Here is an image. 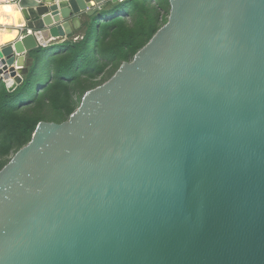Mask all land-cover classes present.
Instances as JSON below:
<instances>
[{"label": "water", "instance_id": "obj_1", "mask_svg": "<svg viewBox=\"0 0 264 264\" xmlns=\"http://www.w3.org/2000/svg\"><path fill=\"white\" fill-rule=\"evenodd\" d=\"M107 1L0 0L24 19L0 81ZM168 4L0 168V264H264V0Z\"/></svg>", "mask_w": 264, "mask_h": 264}, {"label": "trees", "instance_id": "obj_2", "mask_svg": "<svg viewBox=\"0 0 264 264\" xmlns=\"http://www.w3.org/2000/svg\"><path fill=\"white\" fill-rule=\"evenodd\" d=\"M166 3L168 0H108L104 8L85 17L80 39L52 42L30 52L31 64L13 91L0 81V168L10 152L29 141L43 119L42 108L60 116L70 112L73 94L88 90L108 63L117 69L130 60L161 27V9ZM30 92L34 94L26 101L17 99Z\"/></svg>", "mask_w": 264, "mask_h": 264}, {"label": "rangeland", "instance_id": "obj_3", "mask_svg": "<svg viewBox=\"0 0 264 264\" xmlns=\"http://www.w3.org/2000/svg\"><path fill=\"white\" fill-rule=\"evenodd\" d=\"M165 6L161 9V23L160 26H162L166 20H167V16H168V12H169V4L166 3L164 4ZM81 38V34L79 32V30H77L75 33L72 32L70 35H68V40H77V39ZM132 58V57H131ZM130 58V59H131ZM29 65V64H28ZM28 65H26L25 67H23L22 72L20 73L22 76L25 75V73L27 72L26 68H28ZM44 65V62H43ZM41 69H39V74H41L42 72V67L40 66ZM116 70V68L111 64L108 63L103 72L101 74H99L94 80H92L89 89L93 88L101 83H103L104 81H106ZM42 81V79H40V82ZM87 89H83V90H79L77 91L75 94H73V101H72V109L70 112H65L63 115H56L54 113H52V111L50 110H46L45 108L41 109L40 114L43 116L42 120H46V121H62L68 118V116L70 115V113H72L78 106L80 99L83 95V93L86 91ZM34 94V92H30V94H26L25 97H23V95H21L20 97H18L17 99H19V101L24 100L26 101L28 99V97H30V95ZM27 98V99H26ZM24 101L20 102V103H24ZM32 107L31 105L28 107L30 108ZM13 155V152H10V154L8 156H6L7 159H10V157Z\"/></svg>", "mask_w": 264, "mask_h": 264}, {"label": "bare ground", "instance_id": "obj_4", "mask_svg": "<svg viewBox=\"0 0 264 264\" xmlns=\"http://www.w3.org/2000/svg\"><path fill=\"white\" fill-rule=\"evenodd\" d=\"M0 11H2L4 14H6V17L1 18L0 22L7 21L10 24H18L21 22V12H19V9L15 5H9V6H2L0 5ZM17 29V28H16ZM17 32V31H16ZM16 33L14 31H10L9 29L0 28V41L1 43L9 42L14 40L16 37ZM24 61V60H23ZM23 61L21 60L17 66V70L19 73L22 72V65ZM9 85L12 84L11 82L8 83Z\"/></svg>", "mask_w": 264, "mask_h": 264}, {"label": "crops", "instance_id": "obj_5", "mask_svg": "<svg viewBox=\"0 0 264 264\" xmlns=\"http://www.w3.org/2000/svg\"><path fill=\"white\" fill-rule=\"evenodd\" d=\"M94 3V2H93ZM1 5V4H0ZM2 6H4V5H2ZM16 6V5H15ZM17 7V6H16ZM18 8V7H17ZM19 9V8H18ZM19 12H21L20 10H19ZM21 14V22H19L17 25L16 24H10V23H8L6 20L5 21H2V22H0V28H5V29H9L10 31H14L16 34V37H17V35H18V29H20V27H23V25H24V19H23V14H22V12L20 13ZM87 15L86 14H82V16L80 17V24H79V26L78 27H76V26H73L74 28V33L77 31V30H79L80 29V27H81V23L83 22V20L85 19V17H86ZM0 17L1 18H4V17H6V14H4L2 11H0ZM17 28V29H16ZM17 31V32H16ZM15 37V38H16ZM14 38V39H15ZM67 38H68V36H66V37H64V38H59V39H56V40H54V41H51V43L52 42H60V41H63V40H67ZM10 42V41H9ZM9 42H5V43H1V41H0V46L1 45H5V44H7V43H9ZM46 44H49V42L48 43H46ZM30 65L31 64V59H30V57L29 56H25V59H24V61H23V65H22V69H23V67H25L26 65ZM28 65V66H29ZM26 70H27V68H26Z\"/></svg>", "mask_w": 264, "mask_h": 264}, {"label": "built area", "instance_id": "obj_6", "mask_svg": "<svg viewBox=\"0 0 264 264\" xmlns=\"http://www.w3.org/2000/svg\"><path fill=\"white\" fill-rule=\"evenodd\" d=\"M120 1H122V0H120Z\"/></svg>", "mask_w": 264, "mask_h": 264}]
</instances>
